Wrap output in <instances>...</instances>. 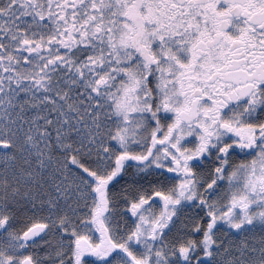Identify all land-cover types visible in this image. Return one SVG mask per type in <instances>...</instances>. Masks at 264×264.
Segmentation results:
<instances>
[{"label": "snow or ice", "instance_id": "snow-or-ice-1", "mask_svg": "<svg viewBox=\"0 0 264 264\" xmlns=\"http://www.w3.org/2000/svg\"><path fill=\"white\" fill-rule=\"evenodd\" d=\"M0 264H264V0H0Z\"/></svg>", "mask_w": 264, "mask_h": 264}]
</instances>
